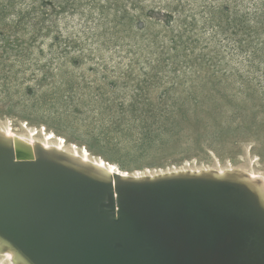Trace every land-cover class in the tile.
I'll list each match as a JSON object with an SVG mask.
<instances>
[{
	"label": "rangeland",
	"instance_id": "1",
	"mask_svg": "<svg viewBox=\"0 0 264 264\" xmlns=\"http://www.w3.org/2000/svg\"><path fill=\"white\" fill-rule=\"evenodd\" d=\"M251 1L0 0V126L130 173L264 174V36L254 66L219 44Z\"/></svg>",
	"mask_w": 264,
	"mask_h": 264
},
{
	"label": "water",
	"instance_id": "2",
	"mask_svg": "<svg viewBox=\"0 0 264 264\" xmlns=\"http://www.w3.org/2000/svg\"><path fill=\"white\" fill-rule=\"evenodd\" d=\"M17 144L0 141V221L5 223L0 233L19 251L26 248L33 253L37 263H55L57 252L64 254L65 247H76L87 251V258L93 264H101L104 257L112 261L118 251L147 264V258L151 259V264H175L177 257L181 262L176 264H201L204 255L213 257L215 251L220 252V235L208 233L202 224L212 228L209 217H223L225 208L217 206L218 203L210 206L207 201L185 202L184 199L194 200L192 197L183 199L187 188L207 191L223 185L243 189L248 203L264 217L262 203L251 188L227 176L202 182L200 178L159 174L125 178L113 173L115 180L112 181L81 166L56 164L50 158L37 156L29 143L23 145L26 150L19 149ZM37 146L33 145L32 149ZM29 164L35 166L17 170ZM86 186L94 195L90 204L76 194ZM76 215L86 219L83 222L72 220ZM169 219L171 222L166 223ZM177 221L193 230L191 234H184L183 230L177 232ZM13 226L25 229L20 230V239L15 236L16 230L10 228ZM14 239L24 241L27 246ZM86 242L92 244L88 246ZM238 260L241 264H251Z\"/></svg>",
	"mask_w": 264,
	"mask_h": 264
},
{
	"label": "bare ground",
	"instance_id": "3",
	"mask_svg": "<svg viewBox=\"0 0 264 264\" xmlns=\"http://www.w3.org/2000/svg\"><path fill=\"white\" fill-rule=\"evenodd\" d=\"M34 132L35 131L32 130L31 136H25L24 134H18L14 132L11 127L0 126V141H10L11 144L18 142L19 144H17V147L19 149L21 148V150H26L23 145L27 146L26 143H29L30 145H28L30 146L31 151L35 152L37 156H41L47 159L50 158L56 161V164H58V162H65L70 165H78L83 167L87 171L96 173L103 178H109L112 181L115 180L113 177V173H116L117 176L125 178H128L129 176L136 178L153 176L141 172L130 173L128 171L122 170L114 164L106 162L102 157H92L86 148L79 149L77 146H75L69 149L66 147V141L63 138H57L56 135L52 133V131L45 132V135L44 137H42V139L37 137L39 131H37L36 133ZM32 133L34 135H32ZM38 144L41 146L39 147ZM33 145L38 146L36 147V149H32ZM63 155L68 158H65ZM24 166L31 167L35 165H23L20 166L17 170L21 171L22 168H25ZM158 174L164 176H179L182 178L186 177L192 179L200 178L202 182H209V180H220L227 176V178H230L232 180L235 179L238 183L248 185L251 188L252 192H254V194L258 197L264 208V174L255 170H249L243 167H234L231 165L225 168L203 167L193 169L183 167L180 169H169V171L164 170ZM208 174L212 175L214 178L207 177L209 176ZM205 186H208V184L206 183ZM242 191L244 190H237L235 188H229L223 185H216L215 187L207 189V191H195L193 190V188L184 189L186 195H184L183 199L185 197H192V199H194H184L187 203H191L193 201H196V203L200 201H207L208 203H210V206H214L216 203H218L217 206H219L220 204L223 208H225V217H220L218 215H211L209 217L210 224L214 225L212 228L208 229L206 223L202 224V226L204 225V227L207 228L206 230L208 233L217 232L216 235H220V238L218 239L220 243V247L218 249L220 250V252L215 251L213 257H210L209 254L204 255L202 257L203 262L201 264H241L238 258L251 264L253 262L256 264H264V217L258 213L257 209L254 210L252 208V206L248 203L246 193H243ZM91 192L92 190L88 186H86L82 189H79V192L76 194L80 199H83L84 202L90 204L94 196L93 194H91ZM198 205L199 204H197L196 206ZM86 212L87 214H90L89 211ZM209 218L207 219V223H209ZM71 219L83 222L86 218L83 215H76V217L73 216V218ZM170 222V219L166 221V223ZM175 224L177 232L179 230H183L184 234H191L190 231H193L188 227L181 225L179 221L175 222ZM1 225H5V223L0 221V230H3ZM7 225L12 226V224L10 223H7ZM167 225L169 226V224ZM194 225L195 224H193V226ZM170 226L173 228V224ZM10 228L16 230L15 233L17 235L15 236L19 239L20 237L18 236V234H20V230L23 232L25 231V229L22 227L13 226ZM95 235L98 236V234L96 233ZM13 241L21 244L22 240H19L18 242L14 239ZM22 242L25 243L24 241ZM90 244L92 243H85V245L88 246ZM26 246L27 244L25 245V247ZM223 249L225 250L223 251ZM63 250L66 251V254L57 252V254H55L57 260L55 263L51 264H93L91 263V259L87 258L89 255L87 251L85 252L76 247H74L73 249L65 247ZM20 251L17 249V247L14 246L11 241H9V239L5 238L4 234L0 233V254L8 256L9 260L12 261V264H47L48 262H50L47 261V263H37L33 259L34 254L30 253L26 248H22V250L20 249ZM115 255L116 256L112 261H108L107 257H104L101 260V264H147L145 262H137L135 258L132 257V255H122L121 251L116 252ZM177 259L176 263L181 262L180 259ZM147 261L148 264H151L150 258H147Z\"/></svg>",
	"mask_w": 264,
	"mask_h": 264
},
{
	"label": "trees",
	"instance_id": "4",
	"mask_svg": "<svg viewBox=\"0 0 264 264\" xmlns=\"http://www.w3.org/2000/svg\"><path fill=\"white\" fill-rule=\"evenodd\" d=\"M234 8L236 2L234 3ZM231 10V5H227L226 11ZM224 25V33L227 35V41L223 38L219 42L221 46L225 42H230L232 55L242 54L249 65H255V58L258 54V47L255 42L264 36V0H252L251 3L245 5L244 11L235 10ZM219 30H216L218 32ZM231 35V36H230ZM242 35V36H237ZM258 72L264 77V65L258 69Z\"/></svg>",
	"mask_w": 264,
	"mask_h": 264
}]
</instances>
